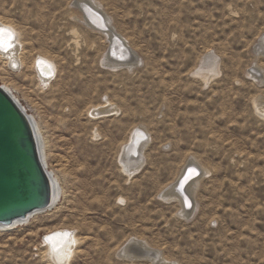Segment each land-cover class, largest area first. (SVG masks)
<instances>
[{
  "label": "rangeland",
  "instance_id": "374dc122",
  "mask_svg": "<svg viewBox=\"0 0 264 264\" xmlns=\"http://www.w3.org/2000/svg\"><path fill=\"white\" fill-rule=\"evenodd\" d=\"M93 1L131 65H107L110 37L74 0H0L22 61L0 57V84L35 116L65 196L0 231V264H57L44 245L55 228L74 231L68 264H153L120 255L131 239L171 264H264V0ZM140 129L142 166L129 175L121 155ZM188 161L202 177L183 217L164 195Z\"/></svg>",
  "mask_w": 264,
  "mask_h": 264
},
{
  "label": "water",
  "instance_id": "95a60500",
  "mask_svg": "<svg viewBox=\"0 0 264 264\" xmlns=\"http://www.w3.org/2000/svg\"><path fill=\"white\" fill-rule=\"evenodd\" d=\"M76 5L85 12L84 7L77 2ZM92 26L111 35L107 56L113 59V47L120 48L117 42L123 44V39L104 24ZM41 142L34 119L12 92L0 84V225L14 226L52 207L56 192L54 178L46 165ZM200 173L198 167L188 166L181 175L177 185L184 196L183 202L188 195L184 189ZM186 202L190 208L191 203Z\"/></svg>",
  "mask_w": 264,
  "mask_h": 264
},
{
  "label": "bare ground",
  "instance_id": "6f19581e",
  "mask_svg": "<svg viewBox=\"0 0 264 264\" xmlns=\"http://www.w3.org/2000/svg\"><path fill=\"white\" fill-rule=\"evenodd\" d=\"M76 2L80 6L84 7V10L86 12V13L84 12L86 15L84 14L85 17L83 16V19H84L83 22H88L90 25H92L94 23L107 25L106 24L107 20H106L105 14L103 13V11L101 9H99V6H97L93 0H74L75 4H76ZM107 26H109V25H107ZM107 35L109 37L111 36L110 34H107ZM262 40H261V43H263V46H264V39H262ZM117 43H118V46H120V48L116 49V45L113 47L114 54H115L114 58L112 59L109 56L105 57V61L107 60V62H106L107 65H109L110 67H118L121 65H128V66L131 65L132 63H130V62L127 63V61H128L127 59L129 57H132L131 49L128 48L124 43L123 44H120L119 42H117ZM0 45H2V46H0V57L5 60V63H7V67H10V69H16V67H18V65H20L22 62L21 61V54L19 53V50H20V48H19V32H17L15 29H13V27L11 28L10 25H7L3 22H0ZM259 53H261V52H259ZM44 58L45 57L41 58L38 61V63H37V60L35 58L34 67L37 70L36 73L38 74L40 83L43 85H47V83H49V81L52 78V74H51L52 72L51 71H52L53 66L51 65L52 62L50 60H47V58L46 59H44ZM130 60H131V58H130ZM207 64H208V62H207ZM201 68H203V67H201ZM204 68H203V70H206ZM208 74H209L208 72L204 71V73L201 72L199 75L203 79L206 80L210 77V74L209 75ZM4 87L8 91L12 92V94H14L13 90L11 88H9L7 85H4ZM14 97L16 99H18L17 96L14 95ZM261 100H262V98L261 99L256 98L254 100V106H255L256 110L259 111L260 114L264 117V105L262 104ZM21 105H23V104L21 103ZM105 106H107V105H105ZM109 106H112V105L108 103V107ZM260 106H261V108H259ZM114 109H112V107H111V109H110V107L109 108L106 107L105 109L102 108V109H100V111L97 112V114L99 115V114L110 113V112H113ZM26 112L28 114H30L27 109H26ZM30 115L36 123L37 133L40 136V140H42L41 144H42L43 150H44V159H45L46 165H47L48 169L53 174L55 190H56L54 201L52 203V207H50L46 210H43V211H38V212L34 213L33 215H31L27 220L19 221L14 226L10 227V226L0 225V231L10 230V229L16 228L18 226H22V225L27 224L36 215L44 213V212L49 211V210H52L53 208H56L57 205L59 204V201L61 200V198L65 197L64 196V190L60 184L59 178L54 173V171L52 169H50L48 166L47 156H46L45 139L43 138L41 129L38 125V122H37L35 116L33 114H30ZM144 136H145V133L142 129H140L139 131L138 130L135 131L133 133L130 141L123 148V155H121L122 156L121 161L124 164V170L129 175H132V173L134 174V171L137 170V168H139V167L141 168V166H142V155H141V153H142V150L145 147V145H147L145 142L142 143V138ZM144 141H145V139H144ZM133 143H134V146L138 147V150L132 151ZM139 144H140V146H139ZM131 151L133 152V154ZM124 155H126V156L123 157ZM129 160H131V162H129ZM135 165H137V166L135 167ZM188 166H191L194 168V167H198V164L193 162V161H188V163L183 167L182 171L180 172V175L178 176L175 184L173 186H171V189L167 190V192L164 195V196L167 195V196H169L170 199H175L177 202L180 203V206L182 207V211L180 213L183 215V217H185V216L190 217L195 212V205H194V200H195V196H196L195 193H196L197 187L199 185V180L202 177V175L200 174V176H198V177L194 178L192 181H190L187 184L186 188L184 189V191H186L185 193L188 194L185 197L186 198L185 200L187 202L186 201L185 202H186V204L188 202L191 203L190 204L191 207L188 208L184 204L185 202H183L184 196L182 195V193L179 190L178 185H177L179 183V179H180L181 175L183 174L185 169H187ZM198 169H199V167H198ZM167 200H169V199H167ZM61 201H63V199ZM171 201H173V200H171ZM44 236H45L44 237V242H45L44 245L47 248V251H46L47 254H49V256L57 264H68L69 260L72 257V252H74V246H75L74 231L69 230L68 228L67 229L55 228L53 230L48 231ZM144 243L139 241V240H136V239H131L122 248V250L120 251L121 252L120 255L126 256L127 258L131 259L132 261H133V259L142 258V259L149 260L153 264H171V263L164 260V257L161 254V252H159L153 248H150L149 246H147ZM138 254H140V255H138Z\"/></svg>",
  "mask_w": 264,
  "mask_h": 264
},
{
  "label": "snow or ice",
  "instance_id": "6c2138e0",
  "mask_svg": "<svg viewBox=\"0 0 264 264\" xmlns=\"http://www.w3.org/2000/svg\"><path fill=\"white\" fill-rule=\"evenodd\" d=\"M0 46H2V45H0Z\"/></svg>",
  "mask_w": 264,
  "mask_h": 264
}]
</instances>
